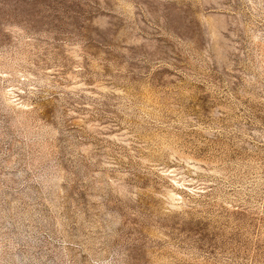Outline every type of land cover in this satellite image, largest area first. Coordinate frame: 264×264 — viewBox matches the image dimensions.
<instances>
[{"label": "rangeland", "instance_id": "1", "mask_svg": "<svg viewBox=\"0 0 264 264\" xmlns=\"http://www.w3.org/2000/svg\"><path fill=\"white\" fill-rule=\"evenodd\" d=\"M0 264H264V0H0Z\"/></svg>", "mask_w": 264, "mask_h": 264}]
</instances>
